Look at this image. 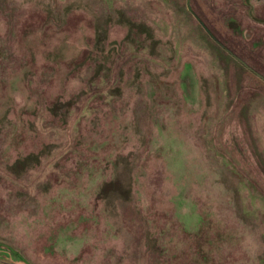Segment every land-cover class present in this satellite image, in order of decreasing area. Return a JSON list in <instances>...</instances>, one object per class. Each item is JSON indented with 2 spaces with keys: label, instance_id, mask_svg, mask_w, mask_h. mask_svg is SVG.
Segmentation results:
<instances>
[{
  "label": "rangeland",
  "instance_id": "374dc122",
  "mask_svg": "<svg viewBox=\"0 0 264 264\" xmlns=\"http://www.w3.org/2000/svg\"><path fill=\"white\" fill-rule=\"evenodd\" d=\"M242 45L264 0H0V264H264Z\"/></svg>",
  "mask_w": 264,
  "mask_h": 264
},
{
  "label": "trees",
  "instance_id": "16d2710c",
  "mask_svg": "<svg viewBox=\"0 0 264 264\" xmlns=\"http://www.w3.org/2000/svg\"><path fill=\"white\" fill-rule=\"evenodd\" d=\"M186 12L188 14H190L187 10H186ZM241 47L243 48V50L245 49L248 52V55L250 56L251 61L253 63H255V65L257 66V67H254V66L253 67L260 73V75H262L264 77V58L262 59V57L259 55L255 56V54H253V52L248 50L245 47V45H242ZM226 56H228V58H230V60H232L234 63L238 64L243 69V65L241 63L237 62L234 58H232L231 55H229L227 52H226ZM244 70H246V72L250 74V76H251L250 78L252 79V81H256L257 84H263L264 85V80L262 78H260L256 74H253L252 72H249L246 68H244ZM225 73H228V72H225ZM241 77H242L241 73H235L234 74V78L236 80L235 83H237V84H238V82L241 83L243 81V79ZM253 89H259V87H257L255 85V86H253ZM261 93H262V91L254 90V92L252 93L251 99L256 98L258 96H261Z\"/></svg>",
  "mask_w": 264,
  "mask_h": 264
},
{
  "label": "water",
  "instance_id": "95a60500",
  "mask_svg": "<svg viewBox=\"0 0 264 264\" xmlns=\"http://www.w3.org/2000/svg\"><path fill=\"white\" fill-rule=\"evenodd\" d=\"M236 58V57H235ZM239 62H241L242 64H244L246 67H248L242 60H240L239 58H236ZM249 68V67H248ZM256 73V72H255ZM257 76L261 77L264 79V77L262 75H260L259 73H256Z\"/></svg>",
  "mask_w": 264,
  "mask_h": 264
}]
</instances>
